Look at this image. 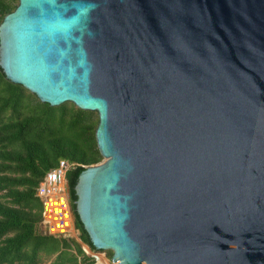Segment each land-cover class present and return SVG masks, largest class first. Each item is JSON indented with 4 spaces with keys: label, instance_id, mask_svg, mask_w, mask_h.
Segmentation results:
<instances>
[{
    "label": "water",
    "instance_id": "95a60500",
    "mask_svg": "<svg viewBox=\"0 0 264 264\" xmlns=\"http://www.w3.org/2000/svg\"><path fill=\"white\" fill-rule=\"evenodd\" d=\"M0 68L97 113L74 205L112 264H264V0H18Z\"/></svg>",
    "mask_w": 264,
    "mask_h": 264
},
{
    "label": "trees",
    "instance_id": "16d2710c",
    "mask_svg": "<svg viewBox=\"0 0 264 264\" xmlns=\"http://www.w3.org/2000/svg\"><path fill=\"white\" fill-rule=\"evenodd\" d=\"M17 6L18 0H0V24ZM97 125V113L69 102L57 107L41 103L8 81L0 68V264H94L82 246L103 252L91 244L74 205L79 174L103 160ZM62 162L72 165L66 180L80 242L38 230L42 208L36 187Z\"/></svg>",
    "mask_w": 264,
    "mask_h": 264
},
{
    "label": "built area",
    "instance_id": "2783aa9c",
    "mask_svg": "<svg viewBox=\"0 0 264 264\" xmlns=\"http://www.w3.org/2000/svg\"><path fill=\"white\" fill-rule=\"evenodd\" d=\"M71 166L68 162H62L50 169L36 187L35 196L42 208L38 230L44 235L80 242V233L75 227L70 207L66 180V174ZM86 248L82 246L83 251L100 264V255Z\"/></svg>",
    "mask_w": 264,
    "mask_h": 264
},
{
    "label": "rangeland",
    "instance_id": "374dc122",
    "mask_svg": "<svg viewBox=\"0 0 264 264\" xmlns=\"http://www.w3.org/2000/svg\"><path fill=\"white\" fill-rule=\"evenodd\" d=\"M103 161V160H102ZM101 161V162H102ZM87 249V248H86ZM111 252L109 251H103V252H99L98 254L100 255L101 257V260L104 261L106 264H112L110 262V259L112 257V253L110 254ZM94 264H98V262H95Z\"/></svg>",
    "mask_w": 264,
    "mask_h": 264
},
{
    "label": "bare ground",
    "instance_id": "6f19581e",
    "mask_svg": "<svg viewBox=\"0 0 264 264\" xmlns=\"http://www.w3.org/2000/svg\"><path fill=\"white\" fill-rule=\"evenodd\" d=\"M100 264H106V263H105L104 261L101 260V261H100Z\"/></svg>",
    "mask_w": 264,
    "mask_h": 264
}]
</instances>
